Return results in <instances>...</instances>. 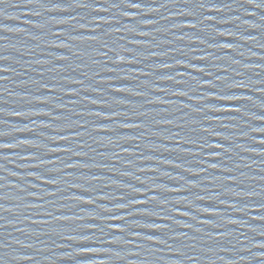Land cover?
I'll list each match as a JSON object with an SVG mask.
<instances>
[{"label": "water", "instance_id": "1", "mask_svg": "<svg viewBox=\"0 0 264 264\" xmlns=\"http://www.w3.org/2000/svg\"><path fill=\"white\" fill-rule=\"evenodd\" d=\"M0 264H264V0H0Z\"/></svg>", "mask_w": 264, "mask_h": 264}]
</instances>
